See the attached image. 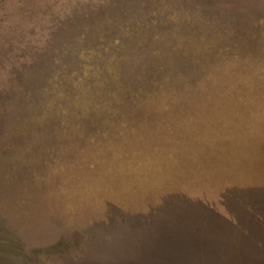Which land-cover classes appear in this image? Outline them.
Instances as JSON below:
<instances>
[{
  "label": "rangeland",
  "instance_id": "1",
  "mask_svg": "<svg viewBox=\"0 0 264 264\" xmlns=\"http://www.w3.org/2000/svg\"><path fill=\"white\" fill-rule=\"evenodd\" d=\"M263 211L264 0H0V264H264Z\"/></svg>",
  "mask_w": 264,
  "mask_h": 264
},
{
  "label": "trees",
  "instance_id": "2",
  "mask_svg": "<svg viewBox=\"0 0 264 264\" xmlns=\"http://www.w3.org/2000/svg\"><path fill=\"white\" fill-rule=\"evenodd\" d=\"M248 216V215H247ZM258 216H264V211L262 212V215L261 214H258ZM250 218H255V224H253L254 226L252 228H254V232L255 235H254V239H255V249L257 248H261V247H264V224L262 223H259V218L253 216V217H250ZM249 223H251L249 220H247Z\"/></svg>",
  "mask_w": 264,
  "mask_h": 264
}]
</instances>
